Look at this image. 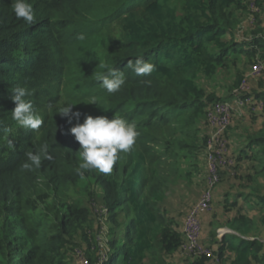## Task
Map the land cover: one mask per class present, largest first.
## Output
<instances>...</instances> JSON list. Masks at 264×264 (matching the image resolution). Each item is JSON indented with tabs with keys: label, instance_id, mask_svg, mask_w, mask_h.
Wrapping results in <instances>:
<instances>
[{
	"label": "trees",
	"instance_id": "1",
	"mask_svg": "<svg viewBox=\"0 0 264 264\" xmlns=\"http://www.w3.org/2000/svg\"><path fill=\"white\" fill-rule=\"evenodd\" d=\"M175 1L27 0L36 18L28 25L16 17L15 0H0V264H65L56 251L88 215L67 193L85 179L102 187L110 212L126 213L104 264H144L147 252L170 253L181 243L157 205L166 180L163 157L169 148L194 147L188 129L203 107L195 78L237 47L225 39L237 22L227 10L242 0ZM136 58L154 63V71L137 76L127 65ZM101 63L124 72L118 92L108 93L96 79ZM17 86L31 92L27 99L44 120L39 129L13 120ZM258 96L264 101V92ZM91 97L97 104L87 103ZM65 101L76 103L72 111L81 123L86 115H116L136 125L135 144L118 154L111 174H78L82 149L70 132L77 121L58 112ZM249 143L264 154V126ZM44 144L50 158L41 154L39 167L24 169L31 163L26 153H40ZM88 188L87 182L83 193ZM259 202L264 208V195ZM239 221L238 235L222 240L234 254L231 264H246L262 247L245 237L253 222ZM260 221L264 228V213Z\"/></svg>",
	"mask_w": 264,
	"mask_h": 264
},
{
	"label": "rangeland",
	"instance_id": "2",
	"mask_svg": "<svg viewBox=\"0 0 264 264\" xmlns=\"http://www.w3.org/2000/svg\"><path fill=\"white\" fill-rule=\"evenodd\" d=\"M227 12L232 13L237 22L225 39L233 41L237 47L229 50L222 64L208 71L200 70L195 78L203 93V107L194 126L188 129L196 136L194 147L169 148V155L163 157L165 170L162 172L166 180L161 189L163 198L157 205L160 213L179 231L181 243L170 253L147 252L144 264H193L198 261L200 264H231L234 254L222 240L229 234L238 235L236 219L242 223L245 218L254 224L245 237L262 246L246 264H263L264 228L260 217L264 208L259 197L264 195V154L260 145L251 144L249 140L264 126V101L258 98L264 92V0H242L241 6H233ZM256 64H261L262 69L254 74ZM243 81L239 97L244 103L232 106L228 125L219 134L206 119L207 108L216 100L233 101L232 91ZM212 154L217 163L218 179L212 188H207ZM87 182L88 192L83 193L82 186ZM83 183L80 188L69 189L66 199L78 202L80 208H87V220L74 228L56 254L65 264H104L110 252L108 242L119 236L121 225L127 221L126 213L123 210L110 212L102 187L90 179ZM207 189H210L211 200L199 214L198 243L210 254H194L186 249L183 227L190 209Z\"/></svg>",
	"mask_w": 264,
	"mask_h": 264
},
{
	"label": "clouds",
	"instance_id": "3",
	"mask_svg": "<svg viewBox=\"0 0 264 264\" xmlns=\"http://www.w3.org/2000/svg\"><path fill=\"white\" fill-rule=\"evenodd\" d=\"M13 11L18 19H22L28 25L36 22L32 5L27 0H15ZM80 39H83V36ZM127 65L137 76L150 75L155 69L154 63L145 61L143 58H136L134 62L129 60ZM100 68L103 71L96 73V79L102 83L103 88L108 93L118 92L125 84L124 72L117 70L114 66H109L107 63H101ZM144 83H150V81H144ZM11 92L13 93L11 100L15 103L12 110L13 120L23 128L39 129L44 120L34 110L32 101L27 99L31 92L22 86L13 88ZM87 103L97 104L96 98L91 97ZM75 104L65 101L58 112L68 116L69 122L72 119L77 121L70 128V132L82 149L80 152L82 162L77 168L78 174L83 175V170L93 169L103 174H111L114 165L120 159L118 154L129 152L135 144L139 136L136 125L116 115L111 119L105 116L86 115L81 123L79 122L81 114L78 111H72V106ZM47 150L48 145L44 144L40 153L27 152V160L31 163L25 162L22 167L26 170H31L33 165L39 167L41 154L45 158H50Z\"/></svg>",
	"mask_w": 264,
	"mask_h": 264
},
{
	"label": "built area",
	"instance_id": "4",
	"mask_svg": "<svg viewBox=\"0 0 264 264\" xmlns=\"http://www.w3.org/2000/svg\"><path fill=\"white\" fill-rule=\"evenodd\" d=\"M262 69L261 64H256L253 67L252 73L257 74ZM244 88V81L233 89V101L216 100L209 104L206 113L207 121L214 125L219 134H222L228 125L232 106L242 105L244 101L239 97V92ZM249 101L250 99L247 98ZM209 173L207 188H212L218 179L217 163L212 155L209 156ZM211 200L210 189L203 192L197 203L190 209L184 222L183 237L186 243V249L194 254H210L206 248L199 246L198 238L200 235V211L209 206Z\"/></svg>",
	"mask_w": 264,
	"mask_h": 264
}]
</instances>
